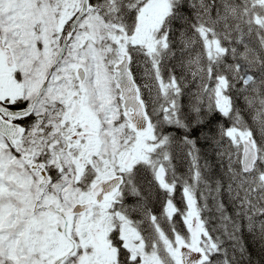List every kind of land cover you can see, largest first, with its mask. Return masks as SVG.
Listing matches in <instances>:
<instances>
[{
    "label": "snow or ice",
    "instance_id": "6c2138e0",
    "mask_svg": "<svg viewBox=\"0 0 264 264\" xmlns=\"http://www.w3.org/2000/svg\"><path fill=\"white\" fill-rule=\"evenodd\" d=\"M0 264H264V0H0Z\"/></svg>",
    "mask_w": 264,
    "mask_h": 264
}]
</instances>
